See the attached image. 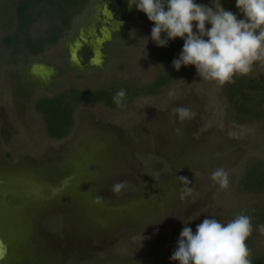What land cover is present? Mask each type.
Returning <instances> with one entry per match:
<instances>
[{
  "label": "rangeland",
  "instance_id": "rangeland-1",
  "mask_svg": "<svg viewBox=\"0 0 264 264\" xmlns=\"http://www.w3.org/2000/svg\"><path fill=\"white\" fill-rule=\"evenodd\" d=\"M16 1L0 0V240L8 248L0 264H178L171 256L183 227L195 233L205 218L226 224L244 209L264 207V191L242 188L249 165L264 168V106L246 103L249 111L238 117L227 83L204 80L193 65L149 90L167 71L143 12L125 20L121 35L104 36L101 56L84 72L69 60L71 42L46 46L40 64L64 73L52 89L30 86V54L14 56L3 42L14 31ZM219 2L243 19L235 0ZM200 4L212 7V0ZM46 23H35L32 35ZM235 78L260 93L248 80L264 83V61ZM72 86L137 93L117 108L79 102L72 132L49 137L34 99ZM178 107L194 117L179 121ZM218 167L228 173L226 189L211 180ZM180 176L195 189L194 203L179 199ZM117 182L125 187L113 193ZM97 196L102 204L93 202ZM261 226H252L246 244L250 258L264 264Z\"/></svg>",
  "mask_w": 264,
  "mask_h": 264
},
{
  "label": "clouds",
  "instance_id": "clouds-1",
  "mask_svg": "<svg viewBox=\"0 0 264 264\" xmlns=\"http://www.w3.org/2000/svg\"><path fill=\"white\" fill-rule=\"evenodd\" d=\"M235 2L243 19L238 20L236 14L224 10L219 0H212V7L196 0H128V7L131 10L135 5L153 23L150 38L157 47H165L175 38L183 39L179 57L172 61L175 70L193 65L201 78L223 86L234 83V76L249 74L255 62L264 61V0ZM125 96L123 89L115 94L113 101L117 107L122 106ZM173 114L181 122L195 115L185 107L173 109ZM176 132L179 134L180 129ZM177 180L183 185L179 199L194 203L195 189L189 187V180L183 176ZM211 180L221 189L229 186L228 173L222 167L211 173ZM124 187L117 182L110 191L119 193ZM103 199L97 196L93 202L99 205ZM260 231L264 232V226ZM251 234L250 216L240 214L226 224L205 218L196 226L195 233L190 227H183L171 260L178 264H252L246 244ZM7 251V245L0 240V260L6 258Z\"/></svg>",
  "mask_w": 264,
  "mask_h": 264
},
{
  "label": "trees",
  "instance_id": "trees-1",
  "mask_svg": "<svg viewBox=\"0 0 264 264\" xmlns=\"http://www.w3.org/2000/svg\"><path fill=\"white\" fill-rule=\"evenodd\" d=\"M88 0H19L16 4L15 18L16 25L12 35L4 37V44L11 47L12 55H17L19 52L36 55L43 52L48 45L58 43L61 35L71 26L73 19L86 6ZM200 4V0H196ZM45 21L46 26L42 33L34 36L31 33V27L35 23ZM210 25H206L209 28ZM195 30V27H194ZM163 38V34H162ZM159 55L166 68V74L157 76L152 82V88H156L166 84L171 77L177 73L172 66V61L179 57L181 47L179 38L169 40L167 46L158 47ZM234 83L226 84L227 97L232 103L233 109L241 116L248 108L247 105H252L253 108L259 105L264 106V83L253 80H248L249 87L254 86L259 88L260 93H251L250 89L245 86L244 79L233 78ZM123 89L126 96L123 98V105L127 104L136 91L125 87H117L110 89H70L57 94L54 97H42L35 102V107L42 113L46 133L49 137L62 139L68 136L73 127V110L79 102H101L110 108H117L113 101V97ZM252 102V103H251ZM246 105V106H247ZM254 111V109H253ZM241 120V119H239ZM263 169V170H262ZM248 172L242 179V188L246 191H264V168L260 163L249 165ZM241 214L251 217L252 226L264 225V207L257 210L244 209ZM248 242V241H247ZM251 256V255H250ZM252 264H263L257 257L250 258Z\"/></svg>",
  "mask_w": 264,
  "mask_h": 264
},
{
  "label": "flooded vegetation",
  "instance_id": "flooded-vegetation-1",
  "mask_svg": "<svg viewBox=\"0 0 264 264\" xmlns=\"http://www.w3.org/2000/svg\"><path fill=\"white\" fill-rule=\"evenodd\" d=\"M18 1L19 0L16 1L14 6L15 25V9ZM140 13L142 12L138 11L135 5H133L131 10H129L128 0H88L84 9L76 15L71 23V26L61 35L57 44H65L66 40L71 42L67 49L69 60H71L76 67L81 68V72H84L88 66L94 64L101 56L100 42L104 39V36L109 35L114 37L121 35L120 28L124 24L125 20L130 22L134 19V17H138ZM105 40V42H107L109 38ZM43 52L36 55L30 54L31 60L29 63L25 61L26 64L24 65V72L30 79L34 80V83H31L30 86L35 84L38 87L41 86L43 89H52L57 85L53 84L55 79H57V76L60 73L63 74L64 72L61 70L59 74L56 75L54 69L40 64V60L37 58ZM58 63L60 66L62 65L59 61ZM74 88L76 87L72 86L64 89L59 88L57 91H53L52 94H41L34 99L33 108L42 116V113L35 107V102L39 98L54 97L59 93L69 91Z\"/></svg>",
  "mask_w": 264,
  "mask_h": 264
},
{
  "label": "water",
  "instance_id": "water-1",
  "mask_svg": "<svg viewBox=\"0 0 264 264\" xmlns=\"http://www.w3.org/2000/svg\"><path fill=\"white\" fill-rule=\"evenodd\" d=\"M95 54H96V51H95Z\"/></svg>",
  "mask_w": 264,
  "mask_h": 264
}]
</instances>
